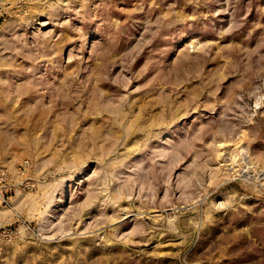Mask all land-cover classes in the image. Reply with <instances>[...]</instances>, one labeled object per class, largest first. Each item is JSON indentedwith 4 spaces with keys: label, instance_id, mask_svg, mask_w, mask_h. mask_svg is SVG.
Returning <instances> with one entry per match:
<instances>
[{
    "label": "rangeland",
    "instance_id": "1",
    "mask_svg": "<svg viewBox=\"0 0 264 264\" xmlns=\"http://www.w3.org/2000/svg\"><path fill=\"white\" fill-rule=\"evenodd\" d=\"M0 264H264V0H0Z\"/></svg>",
    "mask_w": 264,
    "mask_h": 264
},
{
    "label": "bare ground",
    "instance_id": "2",
    "mask_svg": "<svg viewBox=\"0 0 264 264\" xmlns=\"http://www.w3.org/2000/svg\"><path fill=\"white\" fill-rule=\"evenodd\" d=\"M226 146V145H225ZM224 149V148H223ZM251 165V164H250ZM258 169V168H257Z\"/></svg>",
    "mask_w": 264,
    "mask_h": 264
}]
</instances>
